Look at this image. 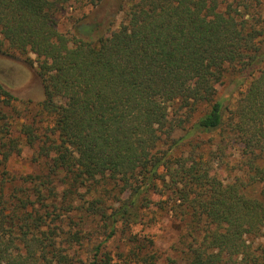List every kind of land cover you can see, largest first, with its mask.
Returning a JSON list of instances; mask_svg holds the SVG:
<instances>
[{"label":"trees","instance_id":"1","mask_svg":"<svg viewBox=\"0 0 264 264\" xmlns=\"http://www.w3.org/2000/svg\"><path fill=\"white\" fill-rule=\"evenodd\" d=\"M0 52L44 91L0 79V264H158L169 213L187 264H264L261 0H0Z\"/></svg>","mask_w":264,"mask_h":264},{"label":"rangeland","instance_id":"2","mask_svg":"<svg viewBox=\"0 0 264 264\" xmlns=\"http://www.w3.org/2000/svg\"><path fill=\"white\" fill-rule=\"evenodd\" d=\"M262 7L264 8V0ZM74 4L73 6L62 9L58 15L59 27L63 31L72 30L73 24L77 17L89 11L88 5ZM122 20V14L115 17L114 27H117ZM33 61H28L25 56L19 53L8 54L0 52V79H2L15 93L21 97H32L35 100L42 99L44 96L43 86L37 73V62L35 54L31 53ZM180 133V132H178ZM232 156H238L239 150L237 145L231 147ZM32 149L26 147L22 154L15 156L11 161V169L15 172L28 173L37 172L41 166L31 160ZM230 161V159H229ZM231 163V162H230ZM218 168L219 175L229 177L231 173H241L237 169L231 172L225 164H220ZM139 226L138 228H140ZM146 230L154 235L156 247L160 252L158 264H187L185 259L186 253L183 251L185 246L190 242L186 237L187 230L183 223L172 216L166 214L160 221L146 227ZM145 230V231H146ZM190 238V237H189Z\"/></svg>","mask_w":264,"mask_h":264}]
</instances>
